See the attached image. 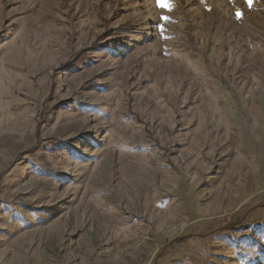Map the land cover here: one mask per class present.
I'll return each instance as SVG.
<instances>
[{
    "label": "rangeland",
    "instance_id": "obj_1",
    "mask_svg": "<svg viewBox=\"0 0 264 264\" xmlns=\"http://www.w3.org/2000/svg\"><path fill=\"white\" fill-rule=\"evenodd\" d=\"M166 3L0 0V264H264V0Z\"/></svg>",
    "mask_w": 264,
    "mask_h": 264
},
{
    "label": "trees",
    "instance_id": "obj_2",
    "mask_svg": "<svg viewBox=\"0 0 264 264\" xmlns=\"http://www.w3.org/2000/svg\"><path fill=\"white\" fill-rule=\"evenodd\" d=\"M95 44H93L91 47H90V49H92L93 48V46H94ZM39 136V134L38 133H36V137H38ZM227 223H228V221H227ZM226 223V224H227ZM238 222H236V223H234V224H231V222H229V225H227V228H231V230H233V229H236V228H239V226H238ZM180 240V238L178 237V238H176L174 241H179Z\"/></svg>",
    "mask_w": 264,
    "mask_h": 264
},
{
    "label": "snow or ice",
    "instance_id": "obj_3",
    "mask_svg": "<svg viewBox=\"0 0 264 264\" xmlns=\"http://www.w3.org/2000/svg\"><path fill=\"white\" fill-rule=\"evenodd\" d=\"M251 2V0H249V3ZM158 4L162 7H167V3H166V0H158ZM166 19V17H165Z\"/></svg>",
    "mask_w": 264,
    "mask_h": 264
}]
</instances>
